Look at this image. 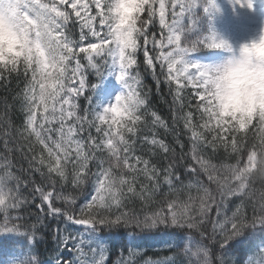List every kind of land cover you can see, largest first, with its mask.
<instances>
[{"label": "snow or ice", "instance_id": "6c2138e0", "mask_svg": "<svg viewBox=\"0 0 264 264\" xmlns=\"http://www.w3.org/2000/svg\"><path fill=\"white\" fill-rule=\"evenodd\" d=\"M238 2L243 6V0ZM143 5L133 41L124 45L114 39L113 0H0V16L26 42L25 50H17L13 58H0V79L5 85L13 74L24 81L17 98L25 117L15 131L8 120L0 127L4 148L0 232L22 238L17 247H0L3 264L25 256L28 264H44L33 247L44 221L40 216L34 223L28 220L27 205L37 195L41 213L63 223V228L54 230L57 252L71 244L69 250L75 253L72 260L57 256L56 264H106L109 246L101 233L120 228L131 230L127 241L131 247L128 258L118 264H139L134 259L140 255L134 230L169 229H175L171 234L185 245L182 251L169 243L167 247L176 249L173 256L144 264H235V245H229L244 243L239 237L253 243L259 239L246 264H264V112L254 113L244 123L224 117L215 103L217 68L187 61L200 48L232 50L214 33L189 39L196 30L201 0H143ZM247 7L253 8V0H247ZM213 10L218 8L210 0L205 11ZM157 23L159 38L149 31ZM150 43L153 56L148 55ZM138 51H143L154 76L153 60L159 61L160 73L174 91V123L183 121L190 133L187 153L177 140L182 150L179 159L175 148L158 138L156 129L168 132L169 127L141 90ZM81 54L98 81L115 75L123 86L114 104L103 107L94 102L99 84L86 87ZM187 86L194 96L182 95ZM81 96L87 107H81ZM195 97L200 101L197 122L193 112L185 110L186 102L190 109ZM10 142L18 146L16 150L27 148L29 166L39 173L40 184L12 170ZM185 157L193 163L183 164L181 172ZM88 184L91 193L77 209L78 195ZM69 185L73 191L65 192ZM234 197L239 203L229 212ZM71 225L80 230L72 231ZM205 240L218 245L215 260Z\"/></svg>", "mask_w": 264, "mask_h": 264}, {"label": "trees", "instance_id": "16d2710c", "mask_svg": "<svg viewBox=\"0 0 264 264\" xmlns=\"http://www.w3.org/2000/svg\"><path fill=\"white\" fill-rule=\"evenodd\" d=\"M210 0H201L202 6L197 8V15L199 17L196 30L189 36V39H195L201 36H210L213 33L217 41H225L231 45V51L228 48L221 49H208L200 48L199 50L189 54L186 59L189 63H198L200 65L208 66L210 68H217L222 65L221 57L225 54H234L238 51L240 45L246 42H250L253 38L258 37L262 31H264V0H253V8L247 7V0H243V6L238 0H214L218 10H213L211 14L205 11ZM143 18V17H142ZM149 31H155L157 38L160 37L159 25L154 24L149 26ZM76 34L78 36V27L76 29ZM87 43V41L85 42ZM149 56L154 55L151 43L148 45ZM137 66L141 73V90L148 93L149 104L153 111H155L168 125L169 131L165 132L163 128H157L158 138L163 139L165 143L169 146L175 148L177 153V159H179V154L181 153V148L177 140L183 142L184 149L183 152L187 153L190 148L188 130L184 128L183 121L176 120L174 123V91L170 92L169 85L165 81L164 75L160 73V63L158 60H153V65L155 67L156 75L152 74V67H149L144 57L143 51H138L136 54ZM81 63L85 65L86 70V87L92 84L98 83L99 86L95 89V94L93 100L95 103L106 107L115 103L116 95H109L108 91L111 87V76L105 77L102 81H98V78L93 74V71L87 67V61L83 59V54H81ZM9 83L5 85L4 80L0 79V127H4V121L8 120L11 122L13 131L20 128L24 123V113L20 110V100L17 98L18 94L22 91L24 87L23 79L19 81L16 79L15 74L8 77ZM120 84V83H119ZM121 85V84H120ZM176 84H172V89H175ZM84 95H88L85 92ZM182 95L194 96V90L187 86L182 89ZM119 96V95H118ZM79 103L82 108L87 107V102L84 96L79 98ZM200 103L198 97L192 98L191 108L187 107L185 110H191L193 112L194 122L198 121V113L196 111V105ZM149 119H151L149 117ZM255 121L253 122V129L255 128ZM253 129H250L252 131ZM26 144L27 142H21ZM10 146L14 148L11 154L12 164L14 165L13 171L20 175L23 179H28L31 177L35 180L37 184L41 183V177L39 173H36L29 166L30 163V153H27V148L24 147L22 150H16L17 145L11 144ZM38 150V149H37ZM4 152L3 141L0 139V153ZM223 153H220L222 156ZM34 163V162H33ZM193 163L189 157H185L184 161L181 163V172H183V164ZM201 179L205 183H208L205 176L201 175ZM214 187V186H213ZM31 189L29 188V191ZM91 184L85 186L83 192L79 193L75 208L81 207L89 194L91 193ZM65 192L73 191L69 186L64 189ZM29 192L26 191L25 195ZM73 194H76L73 192ZM41 201L36 196L35 200L27 205L28 211L31 215L28 216L29 222H35L36 217L40 216L44 221L45 226L40 228L38 232V240L33 245L37 258L44 262V264H56V258L59 256L62 260H72L75 253L70 251L71 244L69 248L57 252V242L54 239V230L59 227L63 228V223L58 222L51 216H45L41 213L40 205ZM239 203V198H232L229 202V212L234 210L236 204ZM57 206L61 208H66L67 205L62 202H56ZM45 211L47 210V205H43ZM23 212V209L21 210ZM249 215H251V208L246 209ZM212 215H215V208H213ZM0 224H2V219H0ZM71 230H80L79 226L71 225ZM128 229L120 228L118 230H113L112 233L103 232L101 233L107 240L109 246V252L106 259V264H118L121 259H127L129 256L128 249L131 247L127 243L131 237L128 235ZM138 233L136 236V243L140 255L135 257V260L139 261V264H144L146 260H162L165 257L173 256L176 249L173 247H166V249H156L159 245L163 244L165 238L170 240L169 243L177 244L181 251L184 244H179L178 238L171 233L175 232V229H169L167 232H152V233H140L139 230H134ZM187 231V230H183ZM210 231V228H209ZM248 233H245L247 236ZM197 238H199L197 236ZM22 239L15 234L0 232V247H17L16 241ZM219 239V237H218ZM238 240H243L244 243L238 244L233 241L232 245V259L235 264H246V261L250 259L251 254L254 253L256 248L259 246L260 241L249 242L245 240V237H239ZM162 240V241H160ZM256 242V243H255ZM168 243V244H169ZM205 243H209L212 248L213 258L215 260L216 254L220 251L218 245L211 244L209 241L205 240ZM167 244V245H168ZM152 245V247H151ZM145 252H141L142 250ZM183 259V257H181ZM0 264H3V260H0ZM12 264H28L27 256L18 258L12 261Z\"/></svg>", "mask_w": 264, "mask_h": 264}, {"label": "clouds", "instance_id": "9594fccd", "mask_svg": "<svg viewBox=\"0 0 264 264\" xmlns=\"http://www.w3.org/2000/svg\"><path fill=\"white\" fill-rule=\"evenodd\" d=\"M143 7V0H113L111 16L118 43L127 45L133 41L135 23ZM25 43L24 37L0 16V58H13L17 50H25ZM215 103L224 117L240 123L256 112H264V31L240 45L231 59L217 67Z\"/></svg>", "mask_w": 264, "mask_h": 264}, {"label": "rangeland", "instance_id": "374dc122", "mask_svg": "<svg viewBox=\"0 0 264 264\" xmlns=\"http://www.w3.org/2000/svg\"><path fill=\"white\" fill-rule=\"evenodd\" d=\"M233 57V55H231V54H225L224 56H222L221 57V63L223 64V63H225V62H227L229 59H231ZM112 82L113 83H118L119 81L117 80V78H116V76L115 75H113V77H112ZM122 91H124V88L123 87H121V86H117V87H115L110 93L111 94H113V93H122ZM259 239H256L255 241H258ZM160 241H162V240H160ZM170 242V240L168 239V238H165L164 239V241H162V243L163 244H161V245H159V247L158 248H156V249H166V245L168 244ZM256 243V242H255ZM151 247H152V245H151ZM145 250L146 249H144V250H142L141 252H145Z\"/></svg>", "mask_w": 264, "mask_h": 264}]
</instances>
